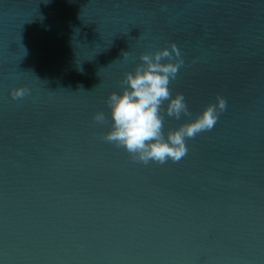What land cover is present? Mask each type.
<instances>
[{
    "label": "water",
    "instance_id": "obj_1",
    "mask_svg": "<svg viewBox=\"0 0 264 264\" xmlns=\"http://www.w3.org/2000/svg\"><path fill=\"white\" fill-rule=\"evenodd\" d=\"M173 44L192 115L165 135L226 108L144 164L103 139L105 101ZM0 264H264V0H0Z\"/></svg>",
    "mask_w": 264,
    "mask_h": 264
},
{
    "label": "clouds",
    "instance_id": "obj_2",
    "mask_svg": "<svg viewBox=\"0 0 264 264\" xmlns=\"http://www.w3.org/2000/svg\"><path fill=\"white\" fill-rule=\"evenodd\" d=\"M127 56L128 52L123 53V57ZM139 60L133 71L124 73L121 91H113L106 98L112 126L103 139L124 148L134 160L144 164L179 162L187 155L188 139L215 127L220 112L226 108V100L217 96L215 103H209L194 119L169 129L165 135L162 112L176 120L192 115L184 95L173 96L169 88L183 59L173 44L170 48L141 53ZM28 94L27 87L10 90L13 100L23 99ZM93 119L103 123L104 112L95 113Z\"/></svg>",
    "mask_w": 264,
    "mask_h": 264
}]
</instances>
